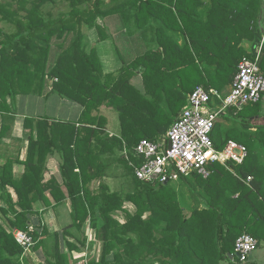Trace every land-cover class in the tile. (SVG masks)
I'll list each match as a JSON object with an SVG mask.
<instances>
[{
    "label": "trees",
    "instance_id": "16d2710c",
    "mask_svg": "<svg viewBox=\"0 0 264 264\" xmlns=\"http://www.w3.org/2000/svg\"><path fill=\"white\" fill-rule=\"evenodd\" d=\"M104 1L0 0V21L15 27L10 34L0 28L3 121L9 110L14 113L9 98L13 103L18 95L42 93L47 84L52 85L49 94L84 108L79 123L27 118L26 126L37 133L30 135L27 159L9 158L0 165V199L8 206L1 209L8 228L0 223V264H35L25 258L16 230L32 236L33 251L42 250L44 262L39 264H69L61 235L72 252L79 247L68 240L75 237L70 228L86 233L88 225L103 249L99 260L84 264H223L230 259L247 264L252 253L246 262L240 260L235 249L238 237L249 233L259 244L264 241V120L255 130L247 121L218 134L213 140L217 148L236 140L247 146L248 157L242 164H232L234 171L214 162L207 178L200 174L181 178L189 192L180 190L178 182L140 180L125 156L119 161L126 173L120 175L131 176L133 188L115 191L102 180L113 177L117 152L125 146L139 164L134 147L144 138L154 141L168 133L182 102L200 80L207 76L203 86L223 90L233 82L239 62L256 57L264 34V0H113L111 7ZM62 2L69 10L54 13L46 6ZM110 15L119 16L120 33L141 29L153 41L144 55L122 57L123 66L106 73L95 49L88 51L85 28L105 32L97 20ZM178 30L183 44L170 34ZM245 40L252 42L251 51L244 48ZM259 64L264 72V46ZM138 75L143 76L144 91L132 83ZM255 105L256 115L262 116L261 103ZM102 106L118 112L121 136L106 129V118L98 114ZM4 134L3 125L0 139ZM52 155L60 159L72 208L71 224L61 233L34 226L30 218L37 213V201L51 205L47 191L56 205L64 202L57 179L45 181ZM15 161L25 166L18 178ZM191 178L198 188L191 185ZM95 179L102 181L97 188L91 185ZM126 202L137 207L135 212L126 208ZM114 212L124 213L126 220ZM80 240L86 244V238Z\"/></svg>",
    "mask_w": 264,
    "mask_h": 264
},
{
    "label": "crops",
    "instance_id": "0c3cea01",
    "mask_svg": "<svg viewBox=\"0 0 264 264\" xmlns=\"http://www.w3.org/2000/svg\"><path fill=\"white\" fill-rule=\"evenodd\" d=\"M116 1L105 0L104 5L106 7H111L116 3ZM119 20L120 19L118 15H110L103 19L98 18L97 23L103 28L106 27L105 32L103 31L100 33L97 28H91L87 31L88 51L95 49L100 59L102 68L106 73L117 72L123 66L121 60L122 57L131 60V58L144 55L150 49L149 44H151V41H153L152 36H146L144 30L141 29L136 31V29L134 28L132 30V34L127 33L126 29L123 30V33H120L121 23ZM170 34L173 36V38L178 40L180 44H183L184 35L181 31H171ZM258 45L256 47H258ZM243 46L247 51H251L253 49L252 42L249 40H245L243 42ZM52 81L53 80L51 79L50 83ZM132 83L139 90H145L142 75L135 76L132 79ZM230 87L231 84L226 86L223 89L224 91L222 90V92L228 93ZM51 88L52 85L47 84L42 93L18 95L13 103L10 98L7 100L8 106L13 109L12 111L14 113L10 112L9 110V112L6 114L7 118L4 121L3 115L0 113V131L2 129V126H5V134L0 139V165H4L9 158H14V160L20 161H25L27 159L29 152L30 135L37 136L36 131L33 132L30 127L26 126L27 118L34 119L35 121L37 119H48L50 122L69 121L79 123L84 109L83 106L78 102L62 97L57 93L49 94ZM262 100V109L260 112L262 116L253 114L251 116L244 115L243 117L240 116L241 113H227L224 115L225 118L221 120V123L225 126V129L228 130L234 125L239 126V123L241 122L245 123L247 121H250L252 125V127L250 128L252 130H255L258 126L257 124L262 123L264 120V96ZM180 111L181 109L179 110V112ZM33 124L36 125V122ZM18 162L15 161L13 167L14 177L16 178L20 177L25 171V166L22 163ZM46 167L47 170L45 172V181H48L52 177H55L57 179V181L61 185L60 190L57 192L59 196L64 197V202L56 205L53 195L49 191H47L46 196L51 201V205L47 206V204L42 200L37 201L34 205L37 213L30 218L34 226L38 227L42 224L43 226H46L50 232L58 231L61 233L66 225L71 224V200L68 195V190L64 185L59 157L56 155L50 156L47 160ZM110 177H107L102 181L111 186V182L109 180L107 181V179H109ZM97 181H99L98 184L102 182L100 179H95L94 181H92L91 185H98L96 183ZM9 191L11 192L14 201H17V194L15 193L14 189L9 188ZM3 207L7 208L8 206L0 199V223L6 226L5 219L1 210ZM9 215L11 216L12 214L10 213ZM89 229H93V231L95 232V229L88 225L86 227L87 233ZM69 232L76 234L79 231L77 230V228L72 227L70 228ZM76 235L75 237H68V240L75 244L73 240L74 238H76ZM261 243L263 245L261 246L263 247V249L260 250L259 248ZM261 243L258 244L256 250L259 249L260 255L263 258L264 241ZM61 248L62 251H65L70 256V259H72L74 255H76V259L72 260L74 264H84L87 262L86 260H84V258L82 259L80 257H77V255H79V251H81L82 248L79 247L78 249H72L71 252L68 246L65 244V238L63 235H61ZM42 255V250L33 251L32 258H30L32 259V262H34L35 264H39L41 262H44V257ZM248 261L251 262L250 259ZM225 263H228V261L224 262L223 264ZM260 264H264V261Z\"/></svg>",
    "mask_w": 264,
    "mask_h": 264
},
{
    "label": "built area",
    "instance_id": "2783aa9c",
    "mask_svg": "<svg viewBox=\"0 0 264 264\" xmlns=\"http://www.w3.org/2000/svg\"><path fill=\"white\" fill-rule=\"evenodd\" d=\"M264 46V34L254 59L245 57L228 93L214 87L197 86L188 96L168 133L161 141L142 139L133 150L136 176L143 181L168 183L192 174L207 178L210 164L218 162L233 170L232 164H242L248 157V148L236 140H228L223 148H217L212 132L217 120L230 109L240 111L250 104L260 102L264 96V72L259 60ZM15 238L25 254L34 246L32 236L24 230H16ZM258 240L249 233H242L236 241V252L242 262L258 247Z\"/></svg>",
    "mask_w": 264,
    "mask_h": 264
},
{
    "label": "rangeland",
    "instance_id": "374dc122",
    "mask_svg": "<svg viewBox=\"0 0 264 264\" xmlns=\"http://www.w3.org/2000/svg\"><path fill=\"white\" fill-rule=\"evenodd\" d=\"M46 6L49 9L52 8L54 13H59V12H62V11L69 10V7H68L67 3H64V2H62V4L61 3H58V4L48 3V4H46ZM0 28L7 34H10V33L14 32V30H15V27L13 25H10L9 23L4 22V21H0ZM85 31L87 33L88 28H85ZM207 81H208V78L206 76L205 78L200 80V83H201L202 86L203 85L206 86ZM220 91H222V90H220ZM262 102H263V100L260 101L261 104H262ZM186 104H187V101H186V103L182 102V104L180 106L181 109ZM257 110H258V106L257 105L250 104L249 106L244 107L240 111L236 112V111L233 110L234 111L233 113H235V114H240L241 113L240 116L244 117V115L245 116H251L253 114L256 115ZM98 114L102 115V116H104L106 118V129L109 130V133L111 135L121 136V131H122L121 125H120L121 121H120L119 114H118L117 111H115L111 107L107 108V106L106 107L102 106V107H100ZM223 118H225L224 115H222L217 120L216 127L214 128V130L212 132V138H213L214 141H216V139L218 138V134H222V135L225 134V132H223V131L226 130L225 126L221 123V120ZM174 119H176V117ZM164 136L159 137L157 140L161 141ZM129 152H130L129 149L126 146L123 147L122 150L121 149L118 150V152H117L118 160L116 159V162L113 163V167H114L113 177H110L109 179H107V181L109 180L111 182V188L113 190H115V191H117V190H119V191H129L130 189L133 188L132 187L133 183H132L131 176L125 177V175L124 176L120 175V172L122 174H124V173H126V171H123V169H124L123 163L121 161H119V159L121 158V156H125L126 157V155H130ZM180 180L175 181V182H178V184H180L181 183V182H179ZM190 181H191V185L193 187L198 188V185L196 184V181L193 178H191ZM98 182L99 181H97L96 183L98 184ZM180 186H181V187H179L180 190H183V192H189L187 184L185 185V183H182V184H180ZM97 187H98V185H94L93 188H97ZM187 195H189V194H187ZM189 201H191V197H189ZM126 208H128L131 212H135V210L137 209V207L134 204L130 203V202H126ZM114 216L117 217L122 222H124L126 220V217H125L124 213H122V212H114ZM76 234H77L78 237L74 238L73 242H75V244L78 247L82 248L81 251H79V255H77V257H80L82 259L84 258V260H86V261L91 260V259L99 260V258L101 257V254H102L103 242L97 239L93 229H89L88 233L87 232L86 233L85 232H78ZM130 235L134 236L132 234H130ZM69 237H72V236H69ZM85 238H86V244H84L80 240V239H85ZM261 246H263L262 243L260 244V248H259L260 250L263 249V247H261ZM259 249H257L256 251H254L250 255L249 259L251 260V262L248 261L247 264H260L261 262L264 261L263 260L264 257L262 258V256L260 255ZM27 255L32 258L33 250L32 249L29 250ZM27 255H25V258L28 257ZM74 256H73L72 259L69 258V264H74L72 262V260L76 259V255H74ZM23 257H22V259H24ZM23 263H24V260H23ZM155 264H158V263H155ZM225 264H240V263H239V260H237V259H234V260L230 259L228 261V263H225Z\"/></svg>",
    "mask_w": 264,
    "mask_h": 264
},
{
    "label": "water",
    "instance_id": "95a60500",
    "mask_svg": "<svg viewBox=\"0 0 264 264\" xmlns=\"http://www.w3.org/2000/svg\"><path fill=\"white\" fill-rule=\"evenodd\" d=\"M232 257V256H231Z\"/></svg>",
    "mask_w": 264,
    "mask_h": 264
}]
</instances>
